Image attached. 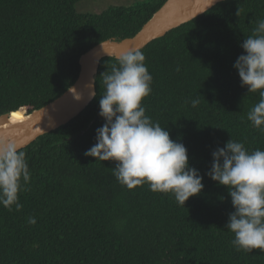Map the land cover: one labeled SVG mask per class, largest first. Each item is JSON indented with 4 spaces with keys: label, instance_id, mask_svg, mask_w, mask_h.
I'll use <instances>...</instances> for the list:
<instances>
[{
    "label": "trees",
    "instance_id": "trees-1",
    "mask_svg": "<svg viewBox=\"0 0 264 264\" xmlns=\"http://www.w3.org/2000/svg\"><path fill=\"white\" fill-rule=\"evenodd\" d=\"M77 1L0 0V114L60 95L76 79L82 53L133 36L165 0L99 12H79ZM260 19L264 0H222L139 49L153 78L145 114L184 144L203 177L199 194L183 207L148 184L129 189L113 175L115 162L84 155L104 124L100 76L119 59L104 57L88 105L20 149L31 179L19 193L21 210L0 206V264H264L259 249L246 253L230 243L231 198L205 175L211 153L230 138L264 150V132L246 120L259 92L247 93L233 68Z\"/></svg>",
    "mask_w": 264,
    "mask_h": 264
},
{
    "label": "clouds",
    "instance_id": "clouds-1",
    "mask_svg": "<svg viewBox=\"0 0 264 264\" xmlns=\"http://www.w3.org/2000/svg\"><path fill=\"white\" fill-rule=\"evenodd\" d=\"M211 3L213 0L208 5ZM240 47L243 54L233 68L241 87L260 96L246 120L264 132V19L258 21ZM144 61L141 50L128 49L110 72L101 74L104 92L98 115L104 124L96 129V142L84 155L95 161L115 162L112 173L127 188L148 184L153 192L171 193L184 207L190 197L203 190V177L189 165L184 144L171 139L165 127L145 114L142 101L151 94L153 78ZM190 103L195 108L200 101L197 98ZM211 157L205 175L227 188L234 209L225 225L233 234L230 243L237 251L251 253L259 249L264 253V150L249 151L243 142L230 138ZM30 179L25 152L12 140L0 139V206L9 211L13 206L21 210L19 193L28 190ZM27 223L34 225L36 218L28 217Z\"/></svg>",
    "mask_w": 264,
    "mask_h": 264
},
{
    "label": "water",
    "instance_id": "water-1",
    "mask_svg": "<svg viewBox=\"0 0 264 264\" xmlns=\"http://www.w3.org/2000/svg\"><path fill=\"white\" fill-rule=\"evenodd\" d=\"M220 1L208 5L209 0H165L133 36L108 38L93 45L79 56L77 77L60 95L31 111L21 108L0 114V139L12 140L21 149L67 123L93 99L91 93L95 92V76L102 58H119L128 49H141Z\"/></svg>",
    "mask_w": 264,
    "mask_h": 264
},
{
    "label": "rangeland",
    "instance_id": "rangeland-1",
    "mask_svg": "<svg viewBox=\"0 0 264 264\" xmlns=\"http://www.w3.org/2000/svg\"><path fill=\"white\" fill-rule=\"evenodd\" d=\"M140 0H78L76 9L79 12H99L109 5H128Z\"/></svg>",
    "mask_w": 264,
    "mask_h": 264
}]
</instances>
